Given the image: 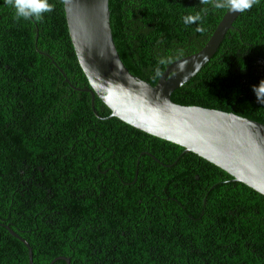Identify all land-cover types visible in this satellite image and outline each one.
<instances>
[{
  "label": "trees",
  "instance_id": "1",
  "mask_svg": "<svg viewBox=\"0 0 264 264\" xmlns=\"http://www.w3.org/2000/svg\"><path fill=\"white\" fill-rule=\"evenodd\" d=\"M39 21L0 0V264H264V195L183 147L110 116L71 43L63 0ZM128 71L154 85L200 50L228 8L108 0ZM207 9V11H204ZM202 20L186 25L183 17ZM200 29V30H198ZM161 60L164 62L161 63ZM67 81H66V80ZM264 0L171 92L264 124Z\"/></svg>",
  "mask_w": 264,
  "mask_h": 264
},
{
  "label": "water",
  "instance_id": "2",
  "mask_svg": "<svg viewBox=\"0 0 264 264\" xmlns=\"http://www.w3.org/2000/svg\"><path fill=\"white\" fill-rule=\"evenodd\" d=\"M63 9L78 64L90 86L94 113L96 95L110 109L109 117L182 146L183 152L197 154L231 180L264 195V124L233 112L178 104L170 97L216 51L238 13L228 9L204 46L168 64L152 85L123 64L111 33L108 0H63ZM5 226L25 243L31 264L28 242ZM61 258L70 264L68 257Z\"/></svg>",
  "mask_w": 264,
  "mask_h": 264
},
{
  "label": "clouds",
  "instance_id": "3",
  "mask_svg": "<svg viewBox=\"0 0 264 264\" xmlns=\"http://www.w3.org/2000/svg\"><path fill=\"white\" fill-rule=\"evenodd\" d=\"M4 2L12 8L15 19L17 20L39 21L43 18L45 13H50L55 8V4L51 2V0H4ZM259 2L260 0H200L201 4L207 5L210 3L211 6L216 9L228 8L230 11L236 13H244ZM204 11H207V9H204ZM201 20L202 15L199 12L183 17V22L186 25L197 24ZM163 62L164 61L161 60V63ZM182 67L183 65H181V68ZM252 87L257 102L259 104H264V79Z\"/></svg>",
  "mask_w": 264,
  "mask_h": 264
}]
</instances>
